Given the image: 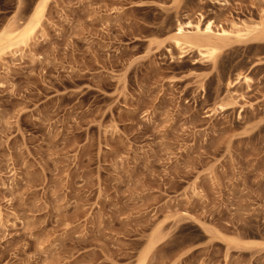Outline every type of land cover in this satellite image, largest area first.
Segmentation results:
<instances>
[{
  "label": "rangeland",
  "instance_id": "rangeland-1",
  "mask_svg": "<svg viewBox=\"0 0 264 264\" xmlns=\"http://www.w3.org/2000/svg\"><path fill=\"white\" fill-rule=\"evenodd\" d=\"M37 1L0 0V30ZM200 14L252 31L181 56L172 36ZM149 248L145 264H264V0H49L0 56V264Z\"/></svg>",
  "mask_w": 264,
  "mask_h": 264
},
{
  "label": "bare ground",
  "instance_id": "bare-ground-1",
  "mask_svg": "<svg viewBox=\"0 0 264 264\" xmlns=\"http://www.w3.org/2000/svg\"><path fill=\"white\" fill-rule=\"evenodd\" d=\"M48 2L49 0H38L31 13L30 19L22 26L19 27L9 23L0 30V56L6 49H11L12 51L17 52L20 44L28 43L44 16ZM251 31V25L235 21L232 22L231 28L221 26V28L216 31L214 29L213 21L210 20L204 24L202 14H200L199 19L196 22L188 20L186 22L178 23L177 30L172 36V43L179 50L181 56L185 55L190 49L195 48L203 57L212 59L220 52L223 41L226 38L232 36H245ZM239 81L238 76L228 78L227 86L229 90ZM245 81H249L247 76ZM154 243L155 240L152 242V245ZM150 248L143 256L140 264H145Z\"/></svg>",
  "mask_w": 264,
  "mask_h": 264
}]
</instances>
